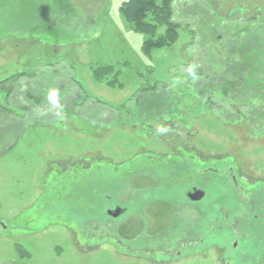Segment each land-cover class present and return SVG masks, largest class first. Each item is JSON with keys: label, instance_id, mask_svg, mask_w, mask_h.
Returning a JSON list of instances; mask_svg holds the SVG:
<instances>
[{"label": "rangeland", "instance_id": "obj_1", "mask_svg": "<svg viewBox=\"0 0 264 264\" xmlns=\"http://www.w3.org/2000/svg\"><path fill=\"white\" fill-rule=\"evenodd\" d=\"M125 1L0 0V82L23 75L0 92V264H264V119L225 122L194 88L197 64L220 70L233 34L264 21V0H174L179 40L150 55ZM155 83L184 123L150 136L111 121L106 103L130 109Z\"/></svg>", "mask_w": 264, "mask_h": 264}, {"label": "trees", "instance_id": "obj_2", "mask_svg": "<svg viewBox=\"0 0 264 264\" xmlns=\"http://www.w3.org/2000/svg\"><path fill=\"white\" fill-rule=\"evenodd\" d=\"M173 3L174 0H126L120 7V13L126 22L135 32L144 36L142 50L146 55H150L154 48H166L176 44L179 40L180 25L174 22L177 18ZM161 30L162 32H160ZM246 31L248 32V39L251 37V43L247 40L240 41L238 38V36L242 37L241 34L246 33ZM232 37V39L229 38V43H235V46L232 44L234 53L221 59L224 61L221 62L223 67L220 70L213 69V64L205 66L197 64V70H194L195 93L201 104H208L212 108L227 106V108L225 107V112H227L225 122L237 123L243 120L250 121L251 126H258V123L261 122L260 118L264 119V116L260 115L262 104H264V99H262L264 96V21L251 20L249 27L239 30ZM238 41L240 44H244V47L236 51L234 49L240 46ZM225 46L230 48L228 44ZM226 65L228 67L233 66V70H228ZM114 71L113 65L104 64L94 71V77L100 81L113 74ZM22 76L13 75L11 78L1 81L0 92L9 97L13 90L8 88V84L10 86L11 81L18 80ZM116 85V81L109 83V86L112 87ZM139 93L140 96L132 99L134 105L130 109L128 106L123 109L114 108L106 103L109 106L106 109L115 116L110 118L111 121L117 119L125 124L138 126L144 122V125L141 124L142 130L150 136L163 132L161 123H157L159 128L157 131H153L151 123L163 120L164 123H170L171 130H175L176 128L171 122L173 123L175 118L183 122L175 112L176 99L179 98L176 96L177 94L160 88L157 83L141 88ZM89 99L85 98L84 102L89 103ZM101 104L105 105L104 102L99 103V105ZM5 111L9 112V110ZM190 111H193V108ZM193 112L197 113L195 109ZM1 113L3 111L0 110V117H2ZM166 115L167 117H165ZM3 116L9 118L7 115L3 114ZM251 116H254V119ZM251 130L257 135H262V131H259L258 128L255 130L251 128ZM169 159L172 158L169 157ZM190 159L188 158L187 162L194 164L195 162ZM198 162L204 163L203 160ZM234 177L236 176L234 175ZM236 181L237 178H235ZM136 186L138 185L136 184ZM17 248L22 256H29V253L24 251L21 246L18 245Z\"/></svg>", "mask_w": 264, "mask_h": 264}, {"label": "flooded vegetation", "instance_id": "obj_3", "mask_svg": "<svg viewBox=\"0 0 264 264\" xmlns=\"http://www.w3.org/2000/svg\"><path fill=\"white\" fill-rule=\"evenodd\" d=\"M188 193L189 192H187V196H188ZM238 221L239 220H235L234 221V225L233 226H237L238 225ZM238 241L239 240H236L235 242H234V244H233V250L238 254V255H236V257H235V261L234 262H236V260L238 259L239 260V262H242V260L244 261V259H247L246 257L244 258V257H242V255H239V252L237 251L238 250ZM154 243H158L156 240H155V242ZM199 242H197L196 244H193V243H191V244H189V245H182V249L183 248H188V246H189V248H192V249H195V248H197V244H198ZM253 245L251 244V245H249V248H250V251H247V254H249L250 252L252 253L253 251H254V248L252 247ZM159 254V253H158ZM181 255V250H179L178 251V254H177V256H180ZM245 255V254H244ZM243 255V256H244ZM240 257V258H239ZM152 259V258H151ZM223 264H234L233 263V260L231 259V260H228V261H224L223 260ZM238 264V263H237ZM240 264V263H239Z\"/></svg>", "mask_w": 264, "mask_h": 264}, {"label": "water", "instance_id": "obj_4", "mask_svg": "<svg viewBox=\"0 0 264 264\" xmlns=\"http://www.w3.org/2000/svg\"><path fill=\"white\" fill-rule=\"evenodd\" d=\"M188 197L192 201L198 202V201H201L205 197V192L195 189L193 192L188 193ZM123 213H125V210L121 209L120 207H117L115 210L109 211V214L113 217H119Z\"/></svg>", "mask_w": 264, "mask_h": 264}]
</instances>
